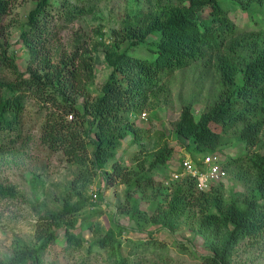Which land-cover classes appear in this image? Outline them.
I'll return each mask as SVG.
<instances>
[{"label":"trees","instance_id":"16d2710c","mask_svg":"<svg viewBox=\"0 0 264 264\" xmlns=\"http://www.w3.org/2000/svg\"><path fill=\"white\" fill-rule=\"evenodd\" d=\"M58 1L35 0L27 14L18 37L28 55L24 71L8 45L0 42V70L12 75L11 81H0V153L16 146L26 104L33 101L41 109V143L75 161L80 170L61 206L38 214L36 243L30 246L14 239L8 258L0 259V264H45V252L61 231L66 249H81L86 238L74 232L77 215L95 205L77 184L81 182L86 189L99 171L105 185H126L120 211L139 228L149 224L174 229L197 208L202 219L196 233L208 248L207 254L197 255L202 264H232L235 246L244 239L264 244V153L250 154L253 146L260 149L264 145V0H144L143 8L126 13L111 31L108 44L101 42L98 27L94 33L100 41L86 47L78 38L68 51L53 46L59 29L95 13L105 0ZM9 9L10 0H0V37L4 36L3 22ZM99 46H103L109 73L99 95L91 97L94 54ZM135 48L147 50L150 57L130 54ZM188 68L215 77L214 96L197 117L192 111L194 100L183 102L173 135L201 170L202 158H220L219 149L227 142L224 135L237 130L245 152L225 155L218 163L226 177L236 168V180L251 182L244 195L232 193L224 198L221 181L197 191L195 179L189 176L177 180H170V175L166 180L156 177L162 168L181 173L180 166L169 165L175 148L169 146L163 132L148 158V170L141 174L131 175L116 158L125 138L131 137L133 145L142 143L141 131L131 116L165 90V76ZM68 116L74 121H66ZM183 159L181 156L178 165ZM247 161L245 169L252 175L249 180L241 172ZM15 195L12 188L0 183V196ZM138 198H147L151 214L140 210ZM84 225L93 226L88 252L93 246L107 248L115 258L111 264H130L118 239L124 227L104 231L97 224ZM147 244L139 241L136 247Z\"/></svg>","mask_w":264,"mask_h":264},{"label":"rangeland","instance_id":"374dc122","mask_svg":"<svg viewBox=\"0 0 264 264\" xmlns=\"http://www.w3.org/2000/svg\"><path fill=\"white\" fill-rule=\"evenodd\" d=\"M58 2L53 0L54 4ZM143 2L144 0H105L98 4L95 13L64 28L61 27L53 46L68 51L75 39L79 38L88 47L100 41L94 33L98 27L103 35L101 42L108 44L111 40V31L117 27L126 13L143 8L145 6ZM34 4L35 0H10V9L3 22L4 36L0 37V42L4 46L8 45V51L14 55L21 71L25 70L28 55L19 43L18 37ZM236 14L240 16L238 11ZM102 47L99 46V51L94 54L95 80L91 88V97L99 95V89L109 73L103 62ZM129 53L150 57L148 51L143 48L130 49ZM195 70L188 68L165 76L162 79L165 90L160 92L155 100L149 98L151 102L131 116L135 127L141 131L142 143L133 145L131 137H127L116 151V158L125 163L131 175L148 170V158L156 150L158 137L162 132L167 136L169 146L175 148V156L169 164L170 167L178 168L181 156L190 158V153L186 152L175 139L173 124L179 116L181 104L188 99L194 100L192 111L197 117L214 96L212 91L215 84V77L201 75L200 71L196 73ZM11 76L8 70H0V81H11ZM82 101L80 98L79 102ZM40 112L41 109L33 101L26 104L24 126L16 146L0 153V183L12 188L16 194L14 197L0 196V259L8 258L7 255L11 252L12 243L16 238L30 246L36 243L34 229L38 222V214L58 209L62 199L70 194L73 181L78 178L80 169L75 161L68 159L59 151H50L41 143L40 125L43 120L40 118ZM66 121H74V118L73 120L67 118ZM224 137L227 142L219 149L222 153H219L221 160L225 155L239 156L245 152L238 140L237 130H230ZM259 148L253 146L250 154L257 151L263 154L264 145ZM195 156L197 161L201 160L199 155ZM247 164L249 165L248 161L241 172L244 171L246 179L249 180L252 175L250 176L245 169ZM106 170H110L109 163ZM171 172V168L170 170L162 168L161 172L154 175L166 180ZM236 172H238L236 168L232 172L229 171L228 176L220 182L226 199L232 193L246 194L251 186L249 181L236 180ZM77 186L89 202L91 193L97 191V199L93 202L95 206L87 207L77 215L78 225L74 232L83 233L86 242L81 249H66L61 231L58 239L45 252V264H111L115 258L110 256L107 248L93 246L88 252L89 244L94 239L93 226L89 229L84 225L89 223L99 225L104 231L109 228L118 231L117 227H124L125 231L118 239L121 241L122 254L128 257L130 264H202L198 256L207 254L208 248L203 238L196 233L202 219V214L197 208L191 209L189 217L181 219L174 229L149 224H142L139 228L120 211L124 206L125 184L116 182L113 185H105L99 171L91 178L86 189L82 187L81 182ZM158 198L160 199L159 196ZM71 201H75L73 196ZM138 207L149 214L152 212L147 198H138ZM209 211L214 210L209 208ZM139 241L148 244L137 248ZM235 247L231 257L232 264H264V244L260 242L251 244L250 240L244 239Z\"/></svg>","mask_w":264,"mask_h":264},{"label":"built area","instance_id":"2783aa9c","mask_svg":"<svg viewBox=\"0 0 264 264\" xmlns=\"http://www.w3.org/2000/svg\"><path fill=\"white\" fill-rule=\"evenodd\" d=\"M71 116L68 119L71 120ZM219 157L205 156L201 160L202 169L199 170L197 165L190 159L185 158L178 165L181 167V173L171 172L170 180H177L182 176H189L196 181L197 191H206L211 185L220 182L226 178V171L219 165ZM92 201H95L97 196L96 192L91 193Z\"/></svg>","mask_w":264,"mask_h":264}]
</instances>
